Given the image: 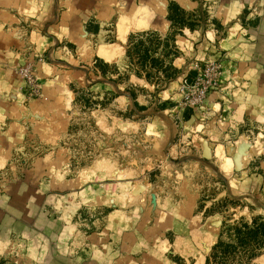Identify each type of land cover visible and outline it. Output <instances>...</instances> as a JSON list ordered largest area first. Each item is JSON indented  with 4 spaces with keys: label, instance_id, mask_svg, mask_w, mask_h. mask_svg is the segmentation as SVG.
Wrapping results in <instances>:
<instances>
[{
    "label": "crops",
    "instance_id": "0c3cea01",
    "mask_svg": "<svg viewBox=\"0 0 264 264\" xmlns=\"http://www.w3.org/2000/svg\"><path fill=\"white\" fill-rule=\"evenodd\" d=\"M204 3L218 27L208 20L181 30L172 41L174 55L167 57L164 44L157 52H141L145 59L139 64L142 56L130 62L127 49L134 35H145L141 38L149 47L150 33L163 42L171 31L170 6L200 14ZM22 22L31 32L28 50L17 36ZM109 35L115 40L110 45ZM88 38L100 39L98 53L117 67L109 76L75 58ZM210 61L222 64L221 90L198 110L181 108V77L195 76ZM156 62L172 67L178 77L156 85L150 79ZM28 63L41 84V95L33 101L16 71ZM90 91L98 101L116 94L113 111L105 114L128 111L155 124L149 127L152 133L142 135L148 146L140 150L149 162L166 167L162 176L171 177L177 166L205 162L202 167L221 178L224 197L261 196L262 176L251 174L250 167L264 150V0H0V262L207 264L220 230L210 222L192 223L204 212H138L129 182L66 178L50 170L63 166L52 158L34 160L33 170L13 178L1 171L24 143L37 149L51 144L52 133L63 138L70 133L72 113L86 110L91 101L83 93ZM54 116L59 129L48 130ZM229 136L253 138L257 144L245 150L249 160L243 167L233 163L227 172L221 166L231 158ZM215 167L219 170L213 173ZM167 247L178 261L166 257Z\"/></svg>",
    "mask_w": 264,
    "mask_h": 264
},
{
    "label": "rangeland",
    "instance_id": "374dc122",
    "mask_svg": "<svg viewBox=\"0 0 264 264\" xmlns=\"http://www.w3.org/2000/svg\"><path fill=\"white\" fill-rule=\"evenodd\" d=\"M209 6L204 3L200 14L184 12L181 9H179L181 14L174 13L171 31L163 39L164 43L162 39H159L158 34L150 33L149 36L153 37H148L146 42L151 41L152 44L146 47L143 44L145 39L141 38L145 35H134L127 49L132 51L127 55L130 57V62L135 58L137 51L142 56L141 60L136 61V64H139L145 59V52H148V49L150 51L155 49L157 52L161 47L163 48L164 44L168 48L167 57L174 55L172 41L173 38L182 34L181 30L205 25L208 20L215 21L216 24H213L218 27V19ZM238 17L239 15L236 20ZM113 26L114 24L109 25L111 31ZM9 27L11 29L13 26ZM18 27L17 36L24 41L26 45L24 49L28 50V43L31 40L29 25L22 22ZM111 36L105 38L109 45L115 41ZM99 43L100 39L88 38L86 45L79 52L76 51L75 58L81 59L84 65L88 63L86 68L109 76L110 72L117 67L111 64L112 61L109 58L98 53ZM28 65L30 63L16 70L23 80L25 79L20 70ZM154 65L151 68L156 71L150 72V79L156 85L160 84L162 87L165 78L178 77L171 70L172 67L162 64L158 66V62ZM121 78L123 77L120 76ZM89 81L92 82V79L89 78ZM83 94L91 102L86 104V110L74 109L76 112L72 113L70 133L68 132L64 138L52 133L50 135L52 141L49 142L51 144L37 146V149L31 148L29 142L24 143L21 152L13 154L10 166L7 165L1 171H5L9 174V178H13L15 173L21 175L27 170H33L34 160L52 158L63 166L52 167L50 170L56 168L58 172L64 173L66 178H77L78 181L84 179L89 182L95 180V177L99 179L98 176H100L102 178L100 180L117 179L119 182H129L138 212L143 209H148L146 212L150 214H153L154 210H159L158 213L161 215L165 210L168 212L170 209L183 214L193 209L196 213L204 212L200 217H192V223L198 226L204 222H210L212 227L220 230L218 244L211 251L208 250L207 264H264L262 257L264 256V228H261V224L264 223V150L260 151L259 154L262 156L250 167L251 174L257 173L262 176L261 196L252 199L224 197L221 178L212 176L211 171L202 167L208 165L205 162H202V166H177L174 169L176 172H172L171 177L162 176V171L165 172L166 167L161 168L155 162H149L145 152L140 150L148 146L142 135L147 132L152 133L149 127L155 124L150 119L146 121L136 116L130 117L127 115L128 111L119 112L116 117L111 112L108 115L105 114L106 109L113 111L111 104L112 98L116 95L114 92L112 95L105 96L102 101L96 100L93 91ZM39 97L28 99L33 101ZM47 128L48 130L59 129L57 117L54 116V120L51 125H47ZM227 140L233 146L230 151L231 158L224 160L221 168L230 172L234 167L233 163H236L238 169L247 163L249 156L245 150L252 148L257 142L255 143L253 138L245 140V138L230 136ZM218 155L221 161L224 152L220 151ZM214 169L219 170L218 167L210 168L213 173L216 172ZM165 195L168 199L164 202L157 200ZM151 223L154 224V220ZM164 251L166 257L174 261L179 260V257L174 255L172 247H167Z\"/></svg>",
    "mask_w": 264,
    "mask_h": 264
},
{
    "label": "built area",
    "instance_id": "2783aa9c",
    "mask_svg": "<svg viewBox=\"0 0 264 264\" xmlns=\"http://www.w3.org/2000/svg\"><path fill=\"white\" fill-rule=\"evenodd\" d=\"M20 73L26 80L28 98L39 97L41 84L36 78L32 66L28 65V67L21 69ZM222 74V64L218 61H210L195 76H182L178 88V92L182 98L179 103L180 107L194 110L202 108L212 92L221 90L220 80Z\"/></svg>",
    "mask_w": 264,
    "mask_h": 264
},
{
    "label": "trees",
    "instance_id": "16d2710c",
    "mask_svg": "<svg viewBox=\"0 0 264 264\" xmlns=\"http://www.w3.org/2000/svg\"><path fill=\"white\" fill-rule=\"evenodd\" d=\"M174 13H180L181 14V12H180V10H179V8H177V7H175V6H170V15H169V18H170V20L172 21V20H174L173 19V14ZM135 48V47H134ZM140 50V49H139ZM135 51H137L136 49H135ZM132 51H128V53L130 54ZM138 52L139 51H137V56H138V59L141 57V54H138ZM261 228H264V223L263 224H261Z\"/></svg>",
    "mask_w": 264,
    "mask_h": 264
}]
</instances>
